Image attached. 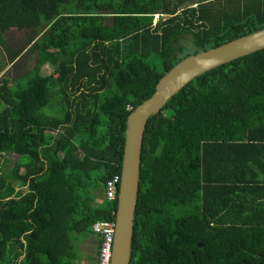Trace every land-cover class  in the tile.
I'll return each instance as SVG.
<instances>
[{
  "label": "trees",
  "instance_id": "16d2710c",
  "mask_svg": "<svg viewBox=\"0 0 264 264\" xmlns=\"http://www.w3.org/2000/svg\"><path fill=\"white\" fill-rule=\"evenodd\" d=\"M263 28L264 0H0V46L27 34L0 71L37 52L0 74V264H76L75 234L100 250L93 225L116 219L119 194L97 193L122 174L130 114L188 56ZM131 264H264V49L150 118Z\"/></svg>",
  "mask_w": 264,
  "mask_h": 264
},
{
  "label": "water",
  "instance_id": "95a60500",
  "mask_svg": "<svg viewBox=\"0 0 264 264\" xmlns=\"http://www.w3.org/2000/svg\"><path fill=\"white\" fill-rule=\"evenodd\" d=\"M263 49L264 28L218 47L190 55L168 71L159 81L155 93L130 114L127 122L111 264H131L142 150L150 118L159 114L167 102L195 78Z\"/></svg>",
  "mask_w": 264,
  "mask_h": 264
},
{
  "label": "rangeland",
  "instance_id": "374dc122",
  "mask_svg": "<svg viewBox=\"0 0 264 264\" xmlns=\"http://www.w3.org/2000/svg\"><path fill=\"white\" fill-rule=\"evenodd\" d=\"M158 21H159V17L157 16L155 19V23H157ZM5 38H6V45L0 46V54L2 56L3 61L7 63L9 62V55H8V51L6 47H13L14 49H18L20 47L22 48L26 46L27 34L25 31H10L5 34ZM179 44L183 46L192 45L193 44L192 36L190 34H185L181 36ZM192 49L193 47L192 48L190 47L188 49H185V51H190ZM21 57L22 58L20 60L18 67L13 68L12 71L10 70L7 71V69L11 66L9 64L6 69L0 71V74L1 75L4 74L5 76L10 75L11 79L13 80L15 77H18L21 73L30 71L36 65L37 52H31V51L24 52L21 54ZM161 68L162 67H159V69ZM41 73L44 76H49L53 73V67L50 64H46L42 67ZM53 134L54 133L48 132V136L53 135ZM16 159H17L16 156L9 157V161H8L9 163L6 165L5 170H10L12 166L14 165ZM22 189L25 190V188H22ZM99 198L100 200L98 201ZM96 202L98 205L103 206V207H106L110 204V201H108L105 198V195L100 194V193H97ZM92 236H95V235L89 234L88 238L91 239ZM83 238L84 236L82 235H79V234L74 235L76 250L78 252V258H77L76 264H95V262H97L98 255L97 253L95 255L91 254L82 246L85 243Z\"/></svg>",
  "mask_w": 264,
  "mask_h": 264
},
{
  "label": "built area",
  "instance_id": "2783aa9c",
  "mask_svg": "<svg viewBox=\"0 0 264 264\" xmlns=\"http://www.w3.org/2000/svg\"><path fill=\"white\" fill-rule=\"evenodd\" d=\"M159 17L157 14L156 17ZM122 174L112 177L105 185V198L114 202L120 192ZM119 196V195H118ZM116 215V213H114ZM93 232L101 238V246L98 256V264H111L113 257V245L116 233V219L114 221L101 220L93 225Z\"/></svg>",
  "mask_w": 264,
  "mask_h": 264
},
{
  "label": "crops",
  "instance_id": "0c3cea01",
  "mask_svg": "<svg viewBox=\"0 0 264 264\" xmlns=\"http://www.w3.org/2000/svg\"><path fill=\"white\" fill-rule=\"evenodd\" d=\"M100 200V198L98 199V201ZM85 243L82 245L88 252H90L91 254L95 255L97 253V255L99 254V247L97 245L98 240L96 238V236H92L91 239H87L84 240ZM96 261V259H95ZM95 264H98V259L97 262H95Z\"/></svg>",
  "mask_w": 264,
  "mask_h": 264
}]
</instances>
